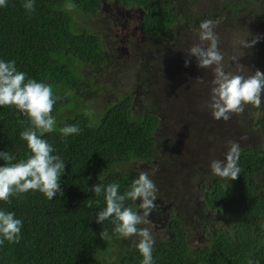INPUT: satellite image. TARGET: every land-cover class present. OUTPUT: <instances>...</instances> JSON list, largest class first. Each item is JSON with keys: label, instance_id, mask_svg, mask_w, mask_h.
Here are the masks:
<instances>
[{"label": "trees", "instance_id": "1", "mask_svg": "<svg viewBox=\"0 0 264 264\" xmlns=\"http://www.w3.org/2000/svg\"><path fill=\"white\" fill-rule=\"evenodd\" d=\"M115 2L124 10L142 14L141 31L162 41L163 47L178 40V30L184 33L199 28L205 19L218 20L206 11L203 16L194 14L198 0ZM106 3L36 0L35 12L28 14L23 0H9L7 7L0 9V58L15 60L29 78L52 86L58 97L52 113L57 130L43 138L66 162L60 180L62 195L49 201L39 192H29L12 198L10 204L0 203V208L23 220L20 243L5 242L0 247V264H141L137 241L113 234L110 221L95 222L105 204L103 195L95 196L93 188L101 182H117L123 193L141 172L135 169L137 165L152 166L159 161L157 134L162 118L157 99L148 95L151 80H147L144 68L135 76L124 75H130L129 85L122 83V77L114 79V87L123 91L122 95L114 93V100L103 109L95 100L102 87L97 89L94 79L89 83L87 73L92 71L96 77L102 70L105 74L114 60L106 54L101 37L94 34L97 32L76 27L81 19L107 15ZM207 3L206 8L221 5L229 21L245 8L253 11L252 17L264 20V0ZM259 46L264 51V44ZM152 52L156 66L158 54ZM255 71L264 73L261 67ZM134 85L142 93L139 99L131 90ZM126 86L129 88L124 91ZM139 103L142 105L137 107ZM254 111L258 112L256 126L264 136V105L260 109L247 106L235 116L246 122ZM68 124L78 125L80 133L65 138L60 129ZM29 126L28 118L14 108H0V151L13 153L17 160L26 159L28 149L20 133ZM239 166L241 173L235 181L213 176L209 186L200 185L202 211L220 215L227 226L205 227L200 244L204 246L196 249L186 223L172 208L167 233L164 238L155 237V264H264V188L259 181L264 175V146L242 147ZM127 206L133 203L128 201ZM102 232L106 233L103 238Z\"/></svg>", "mask_w": 264, "mask_h": 264}, {"label": "rangeland", "instance_id": "2", "mask_svg": "<svg viewBox=\"0 0 264 264\" xmlns=\"http://www.w3.org/2000/svg\"><path fill=\"white\" fill-rule=\"evenodd\" d=\"M207 5V0H198L192 10L196 15H202L205 11L217 15L215 32L224 56L225 71L245 77L256 72L248 64L249 46L240 56L239 53L245 48L241 43L244 40L255 39L256 46L264 44V20L257 22L252 13L240 12L233 21H229L221 5L206 8ZM105 6L107 15L81 19L76 27L77 30L88 27L100 37L101 33L106 54L114 60L105 74H102V70L95 74L96 77L92 71L87 73L88 79H91L89 83H94V79L97 89L99 85L102 87L99 95H95V100L103 109L114 100V93L122 95L123 91L114 87V79L122 77V83L129 85L130 75L135 76L139 69L144 68L147 80H151L148 95L157 99L156 107L162 118V127L157 134L159 161L152 166H135V169L148 172L159 189L155 202L157 209L149 217L152 225L140 227H149L154 239L163 237L171 220L169 211L174 208L175 215L186 223L190 231L191 244L196 249L202 248L204 245L200 244L205 238V227L227 224H224L220 215L211 216L202 211L203 192L200 185L213 178L210 162L224 159L230 142L239 143L241 148H263L264 136L256 126L258 112L249 115L246 122L235 114L227 122L212 119L206 106L214 78L212 69L198 67L196 58L188 55L192 46H206V42L199 41L198 28L192 27L185 34L178 30V40L169 47H163L162 41L141 31L142 14L137 10H124L115 0H107ZM251 19L255 22H250ZM161 47L164 48L162 52L159 51ZM231 48L243 65L230 59L227 51ZM152 50L158 54L159 64L156 66ZM186 60L190 61L188 67H185ZM127 73L130 75L124 76ZM126 87L122 89L127 91L129 87ZM131 90H134L138 99L142 97L136 85ZM259 181L264 188V175Z\"/></svg>", "mask_w": 264, "mask_h": 264}, {"label": "clouds", "instance_id": "3", "mask_svg": "<svg viewBox=\"0 0 264 264\" xmlns=\"http://www.w3.org/2000/svg\"><path fill=\"white\" fill-rule=\"evenodd\" d=\"M9 0H0V9L7 7ZM24 10L32 14L36 10V0H23ZM216 21L205 19L199 24V41L206 46L196 44L189 49L188 55L195 57L198 67L212 69L213 80L207 109L215 121L227 122L232 115L241 114L247 106L260 109L264 105V73L256 71L245 77L234 75L224 69V56L219 49V38L215 32ZM257 40L242 41L245 47H252ZM190 61H185V67ZM58 97L51 85L29 78L27 73L17 67L15 60L0 58V108H14L26 116L30 126L20 133V139L26 143V159L17 157L8 151H0V203L10 204L14 197L29 192H39L52 201L62 195L60 180L64 174V159L55 153V149L43 137L57 130V120L52 114ZM67 138L78 135L80 128L68 124L60 129ZM240 144L230 142L224 159L210 162V173L220 180L235 181L241 173L239 159ZM99 180L101 177L98 178ZM95 196L103 195L105 207L95 217L97 224L110 221L113 234L125 240H135L137 252L142 257L141 264H155V239L149 227V217L157 209L158 191L155 182L146 171H141L123 193L120 184L102 182L93 188ZM140 201L137 204V201ZM131 201L133 206H127ZM23 220L16 213L0 208V247L19 244L22 239ZM102 238L106 233L102 232Z\"/></svg>", "mask_w": 264, "mask_h": 264}, {"label": "flooded vegetation", "instance_id": "4", "mask_svg": "<svg viewBox=\"0 0 264 264\" xmlns=\"http://www.w3.org/2000/svg\"><path fill=\"white\" fill-rule=\"evenodd\" d=\"M213 1H215V0H209V3L210 2H213ZM244 3H248L249 2V0H242ZM238 2V1H237ZM236 2V3H237ZM246 9V11H244V13L245 12H247L246 14H248V13H252L253 11L252 10H250L249 8H245ZM239 11V10H238ZM105 14H107L108 12L106 11V12H104ZM240 13V12H239ZM239 13H237L238 15H239ZM257 22L258 21H261V20H259V19H256L255 17H253ZM255 20H253V19H251V20H249L250 22H255ZM142 21V20H141ZM100 35H101V37H102V34L101 33H99ZM101 40H102V38H101ZM249 40V39H248ZM247 40V41H248ZM245 41V40H244ZM249 42H251V41H249ZM104 43V42H103ZM246 49H247V47H245V48H242L241 49V51H240V53H239V56L243 53V51H246ZM249 49H250V52H249V57H248V64H249V66H253V68L255 69V68H259V67H261L262 69H264V60H261V57H263L264 58V51H263V49L260 47V46H256L255 44L252 46V47H250L249 46ZM227 52H229V55H230V59L231 60H233L234 61V59H235V61H237V63H239V64H241V65H243V62L242 61H238V60H240V59H237L239 56H237V55H235V50L234 49H232L231 48V50H228Z\"/></svg>", "mask_w": 264, "mask_h": 264}, {"label": "crops", "instance_id": "5", "mask_svg": "<svg viewBox=\"0 0 264 264\" xmlns=\"http://www.w3.org/2000/svg\"><path fill=\"white\" fill-rule=\"evenodd\" d=\"M102 41H103V39H102Z\"/></svg>", "mask_w": 264, "mask_h": 264}]
</instances>
